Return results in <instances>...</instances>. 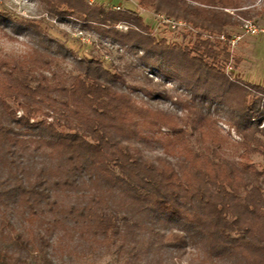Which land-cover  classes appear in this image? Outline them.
Segmentation results:
<instances>
[{
	"label": "trees",
	"instance_id": "1",
	"mask_svg": "<svg viewBox=\"0 0 264 264\" xmlns=\"http://www.w3.org/2000/svg\"><path fill=\"white\" fill-rule=\"evenodd\" d=\"M40 1L54 15L94 23L100 36L137 46L143 59L159 55L163 66L150 65L183 85L191 73L230 79L216 60L229 56V28L252 17L256 0H137L197 30L191 47L156 41L131 10L87 0ZM121 21L135 29L119 32L114 26ZM74 62L78 73L68 87L45 77L32 86L24 64L0 62V264H57L64 254H108L132 263L147 257L160 264L169 254L188 255L196 264H264V187L248 158L253 152L264 157L257 135L264 136V86L237 81L230 88L236 104L223 109L242 136L244 157L234 164L184 144L174 114L136 104L120 71L96 58ZM189 93L184 104L181 98L176 103L195 113L192 129L201 138L219 145L222 136L208 128L218 111L204 108L201 93ZM140 120L175 129L177 137L150 142ZM155 143L163 146L161 154L146 156Z\"/></svg>",
	"mask_w": 264,
	"mask_h": 264
},
{
	"label": "rangeland",
	"instance_id": "2",
	"mask_svg": "<svg viewBox=\"0 0 264 264\" xmlns=\"http://www.w3.org/2000/svg\"><path fill=\"white\" fill-rule=\"evenodd\" d=\"M92 6H102L115 11L131 10L140 15L143 22L150 27V36L156 41L165 40L169 44L176 43L191 47L195 39L197 30L191 28L188 23L166 15L162 11L157 12L151 7L142 8L137 0H93ZM252 6L254 11L251 12L250 19H243L237 27L229 28L230 33L233 34L230 40L226 41V37H219L220 40L228 42L229 56L218 58L216 64L230 77L229 80L221 78L215 82L206 77L198 78L191 73L186 75L187 78L182 85L177 81L163 78L150 65L154 63L163 66V60L159 55L154 56L153 60L143 59V51L137 46H131L129 42L122 43L116 35L100 36L96 27L101 26L94 23L85 24L69 15H54L40 0H0V62L5 61L10 65L24 64L23 75L32 86L37 80L45 77L50 84L68 87L78 73L74 60L96 58L111 72L120 71L124 85L131 92L136 104L170 110L174 114L177 131L183 134L184 144L192 150L206 153L213 160L240 164L244 159L241 156L243 148L239 144L242 136L237 132L234 124L226 120L227 115L223 108L236 104L229 97L230 88L234 87L235 82L264 86V0H256ZM226 10L233 12L231 8ZM245 22L252 24L257 31L251 33L244 26ZM114 28L121 33H125L129 28L135 29L133 25L124 21L116 24ZM205 37L206 34H203V38ZM58 45L67 49L69 56L63 57ZM7 68L8 65L3 66V69ZM189 90L201 93V102L206 110L218 111V116L213 117L215 120L211 119L209 127L207 125L205 127L216 130L218 135L222 136L219 145L213 144L208 138H201L198 130L192 129L195 113L190 107H180L176 103L181 98L184 104L186 98L190 96ZM251 100L252 98L249 99L250 102ZM9 101L12 107L19 109L18 112L21 113L22 110L16 102ZM260 104L261 108L264 107V103ZM42 110L46 111V108L43 107ZM138 122L139 129L149 131L147 133L150 142H155L157 137L163 139L177 137L175 129L161 124L152 126L149 120H146L148 124L146 126L141 124V120ZM260 123L259 128H262L264 123ZM257 135L264 140V136L259 133ZM162 147L159 143L151 144V147L144 150V154L154 158L161 154ZM212 147L214 152L210 151ZM169 156L175 163V156L172 154ZM248 158L251 165L261 172L260 175L251 173L264 187L262 153L253 152ZM243 192L240 187V193ZM162 255L163 261L160 264L197 263L188 255L173 258L169 254ZM154 259L146 257L132 263L108 254L103 256L64 254L55 261L57 264H159Z\"/></svg>",
	"mask_w": 264,
	"mask_h": 264
},
{
	"label": "built area",
	"instance_id": "3",
	"mask_svg": "<svg viewBox=\"0 0 264 264\" xmlns=\"http://www.w3.org/2000/svg\"><path fill=\"white\" fill-rule=\"evenodd\" d=\"M87 2L89 4H92L93 3V0H87ZM244 26L248 28L249 31H251V33H255L257 31V29L255 27H253L252 24H250L249 22H245L244 23Z\"/></svg>",
	"mask_w": 264,
	"mask_h": 264
}]
</instances>
